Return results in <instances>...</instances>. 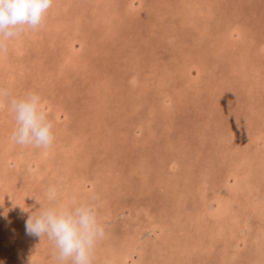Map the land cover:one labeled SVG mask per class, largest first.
I'll use <instances>...</instances> for the list:
<instances>
[{"label": "rangeland", "instance_id": "1", "mask_svg": "<svg viewBox=\"0 0 264 264\" xmlns=\"http://www.w3.org/2000/svg\"><path fill=\"white\" fill-rule=\"evenodd\" d=\"M0 87L55 137L15 144L0 102V264H58L26 221L73 201L105 229L92 264H264V0H54Z\"/></svg>", "mask_w": 264, "mask_h": 264}, {"label": "clouds", "instance_id": "2", "mask_svg": "<svg viewBox=\"0 0 264 264\" xmlns=\"http://www.w3.org/2000/svg\"><path fill=\"white\" fill-rule=\"evenodd\" d=\"M53 3L54 0H0V51L6 49L10 39L41 27ZM5 98L16 123L10 139L21 146L49 148L55 139L54 123L41 96L28 92L17 98L0 87V102ZM54 199L55 194H50L49 200ZM26 231L40 239L46 236L52 242L58 264H92L97 242L105 235L94 207L75 201L32 212Z\"/></svg>", "mask_w": 264, "mask_h": 264}, {"label": "bare ground", "instance_id": "3", "mask_svg": "<svg viewBox=\"0 0 264 264\" xmlns=\"http://www.w3.org/2000/svg\"><path fill=\"white\" fill-rule=\"evenodd\" d=\"M230 30V29H229ZM229 196V195H228ZM231 196V195H230Z\"/></svg>", "mask_w": 264, "mask_h": 264}]
</instances>
